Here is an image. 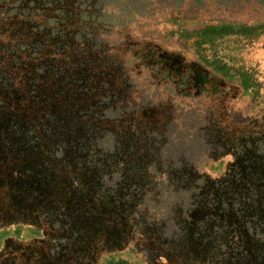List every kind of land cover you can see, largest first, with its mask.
I'll list each match as a JSON object with an SVG mask.
<instances>
[{"label": "rangeland", "instance_id": "374dc122", "mask_svg": "<svg viewBox=\"0 0 264 264\" xmlns=\"http://www.w3.org/2000/svg\"><path fill=\"white\" fill-rule=\"evenodd\" d=\"M146 4L0 0V148H19L21 156L10 195L18 208L48 199L40 215L49 221L44 230L33 231L36 224L28 222L3 230L10 219L25 214L18 210L1 219L0 254L7 245L13 249L34 236L40 239L36 257L44 248L53 260L49 264H66L65 247L78 249L82 232L89 236L93 229L81 217L87 208L100 215L94 225L98 239L91 241L99 245L101 264L112 259L128 264H264V34L230 35L199 47L201 26L172 24L165 18L168 12L132 24L131 10ZM244 13L239 17L250 24L264 23L263 12L258 17L255 8ZM129 23L128 38L135 43L152 45L166 57L180 54L186 62L226 67L237 81L227 109L234 131L197 104L196 115L182 107L180 128L166 123L159 133L169 154L156 160V136L128 125L143 114L142 103L131 100L141 95L132 90L138 86L117 77L101 86L88 84L90 78L107 76L97 73L101 65L93 55L106 46L104 37L119 40L114 33ZM245 76L250 84L246 92L238 84ZM203 77L197 72V82H204ZM34 98L47 106L25 101ZM158 107L167 120H178L176 108ZM51 114L58 119L48 123ZM107 119L116 124L100 123ZM65 129L67 140H62ZM61 145L71 148L69 157L76 158L78 167L61 166L60 155L54 156L58 161L52 159ZM171 147L181 151L174 152L175 159H170ZM108 207L112 215L104 220ZM9 259L4 261L11 263ZM20 262L26 264L22 257Z\"/></svg>", "mask_w": 264, "mask_h": 264}, {"label": "flooded vegetation", "instance_id": "af4514ba", "mask_svg": "<svg viewBox=\"0 0 264 264\" xmlns=\"http://www.w3.org/2000/svg\"><path fill=\"white\" fill-rule=\"evenodd\" d=\"M132 24L129 23V25L122 29H118L117 32L114 33L119 40H114L111 37H104L106 36V33H103V37L106 39V46L102 48L100 47L99 53L93 55L98 64L101 65V68H99L97 73L101 72L107 76L105 78L102 76L98 78H90L88 84L90 86H101L109 81L108 78L117 77L120 79H126L128 83L130 82V79L134 85L138 86L137 89L132 87V90L135 94L141 93V95L131 100L134 104L142 103L141 107L143 108V114L142 116H135L133 120H130L128 125H139L141 132L148 131L149 136H152V134L156 136L157 146H155L156 150H154L157 155L156 160L159 161L160 158H166L169 154L168 150H164L159 142V133L163 131L162 128L166 123H168L169 126L172 124L176 129L180 128V125L184 123L185 120V117H181V115H183L182 107L183 111H186L187 109L188 114L192 115L196 112L197 104L198 110L203 111L204 114L210 112L213 116L219 119V122H222V125L224 124L228 126L230 130H233L234 128L228 125L229 119L227 118V109L229 99L233 98L232 89L234 85H228L227 83L224 84L209 75L211 68L206 65L202 66L201 61L198 63L196 61L186 62L185 58L181 57L180 54H170V56L168 55L166 57L164 56L165 53L163 51L156 47L154 48L152 45L135 43L131 38H128V29ZM72 47L77 50L76 43H74ZM88 64L91 65L90 62H88ZM201 67H203V69ZM85 68L89 69L90 75L93 71L92 67L89 66ZM197 72L200 76H204V82H197ZM83 74L84 73L81 75L76 74L74 76L75 80H77L79 76H83ZM102 78L104 79L103 81L101 80ZM65 85L68 86L66 83ZM129 93L131 92H126L127 95H129ZM25 101L37 108L47 106L45 104H39V99L37 98ZM48 102L50 104L53 103L52 100H48ZM159 105H162L165 108H176L178 112L177 115L174 114V116L176 118L178 117V120H167L169 117L166 116L165 110H161L158 107ZM184 113L186 114V112ZM151 114L154 116L153 120L149 119ZM54 119H58V116L54 114L48 115V123L52 122ZM100 123H104L107 126H113L116 124V121L107 119L100 121ZM128 129H132V127H128L127 130ZM67 134V129L61 132L62 140H67ZM12 148L13 150H11L10 147L0 148V153L5 155V161L0 162V205L3 209L0 211V222L3 223L1 219L16 214L18 210L25 215L19 219L15 217L10 219V224L5 225L7 227L2 229L6 230V228L9 227H13L12 229H18L20 223L23 224L28 222L36 224L35 228H31L33 231L44 230L49 225V221L47 217L40 215V207L42 208L44 204H48V199L44 202H28L29 204H24L18 208L16 204L17 202L13 201L11 198L10 189L13 190L14 185L17 183V167L20 165L21 159L20 149H16L13 146ZM170 149V159H175L174 152L176 153V150H180L176 149V147H171ZM72 154L73 151L71 152L69 146L61 145L55 147L52 159L58 161L54 156L60 155L62 156V159L59 160L61 166H67L68 168H70L69 166L78 167L76 158L69 157V155ZM5 178L7 180H5ZM109 202L111 203L110 200ZM83 203L84 202L80 205H83ZM103 211H105V213L102 212L104 216H101V218L108 220L110 215H112V210L110 211L108 207L107 209H103ZM96 213L97 211L95 210L92 213L91 210L84 208L81 217H83V219L85 218L84 221L93 229L92 231L90 229L91 234L89 233V236H86L84 232H82V239L81 237L78 238L77 243L75 244L78 249H74V246H71V252H69L67 246L65 247L66 249L64 250L62 257L66 264H84L85 261H88L87 259L95 257L94 264H101L98 259L100 255V252H98L99 245L95 243V240L98 239L97 236H99L94 226L96 224L95 219L97 216H100ZM93 232L95 233L93 234ZM32 233L34 232L30 231V235ZM91 237H95L96 239L91 241ZM21 241L22 242L16 244V248L13 249L7 245L5 252L0 254V264H22L20 262V257L24 259L26 264L53 263V260L49 257V251H46L44 248L40 249L38 254L39 257H36L35 251L39 248L36 241H40L39 238L32 236L27 240ZM114 241L117 242L116 239H114ZM1 246L2 244L0 247ZM102 254L103 253H101V256ZM9 257L11 263L5 262L4 259L7 260ZM116 261L123 260L112 259L109 263Z\"/></svg>", "mask_w": 264, "mask_h": 264}, {"label": "trees", "instance_id": "16d2710c", "mask_svg": "<svg viewBox=\"0 0 264 264\" xmlns=\"http://www.w3.org/2000/svg\"><path fill=\"white\" fill-rule=\"evenodd\" d=\"M145 8L131 10L134 17L131 23L142 19H159V15L168 12L166 20L172 24L187 21L199 24L201 28L196 33L200 39L197 46L210 44L216 40L230 35H242L258 37L264 34V23L250 24L246 19L239 17L250 13L253 8L257 10V17L264 14V0H146ZM199 14H198V13ZM203 18H200L201 15ZM131 15V16H132ZM137 19V21H135ZM202 66L208 64L201 60ZM209 75L218 79L224 84L237 82L234 76L228 72L225 66L210 64ZM203 69V67H201ZM237 84V83H236ZM238 84L244 92L250 87L248 77H242ZM110 264H127L123 261H116Z\"/></svg>", "mask_w": 264, "mask_h": 264}]
</instances>
